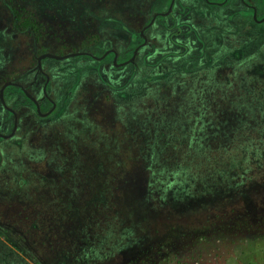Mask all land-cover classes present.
Here are the masks:
<instances>
[{
    "label": "rangeland",
    "instance_id": "374dc122",
    "mask_svg": "<svg viewBox=\"0 0 264 264\" xmlns=\"http://www.w3.org/2000/svg\"><path fill=\"white\" fill-rule=\"evenodd\" d=\"M5 1L34 15L17 19L24 33L16 34V16L0 0V38L18 39L0 42V87L16 72L7 67L12 56L13 65L31 70L21 79L30 90L46 80L31 69L28 45L37 37L41 51L35 53L48 54L42 57L43 68L59 105L51 124L23 114L30 116L24 122L32 135L18 146L16 138L28 130L21 122L18 128L14 118L6 121L7 106L0 103V123L10 124L0 131L5 134L0 137V264H63L60 246L63 240L72 242L68 236L74 229L69 216L93 210L111 193L118 198L117 211L127 215L125 229L131 234L109 264H264V160L235 168L238 176L215 179L216 185L204 192L191 180L193 172L182 176L180 164L169 163L177 167H171V175L167 163L160 164V172L150 170L143 149L150 150L151 141L141 135L147 119L155 126L165 121L188 91L196 97L223 86L217 96L232 102L231 115L223 121L214 116L220 127L216 138L224 143L221 129L226 127L220 123L230 119L228 131L242 139L250 135L254 151L263 153L264 24L239 17L235 23L219 20L218 10L206 0L195 3L197 20H185L187 10L184 19L179 14L177 20L153 21L156 13L167 16L169 0H72L60 8L49 0ZM232 1L239 6L240 0ZM238 6L234 12L241 10ZM9 99L8 106L20 102L14 94ZM213 101L219 102L217 97ZM166 108L171 111L165 113ZM209 130L200 136L192 129L187 133L203 152L192 168L215 155L213 143L199 146L214 134ZM237 148L230 152L238 160L245 148ZM218 149L226 151L225 145ZM162 173L167 174L164 187ZM107 182L110 191H105ZM126 183L147 202L144 220L133 216L130 201H123ZM176 186L192 191L181 196Z\"/></svg>",
    "mask_w": 264,
    "mask_h": 264
},
{
    "label": "trees",
    "instance_id": "16d2710c",
    "mask_svg": "<svg viewBox=\"0 0 264 264\" xmlns=\"http://www.w3.org/2000/svg\"><path fill=\"white\" fill-rule=\"evenodd\" d=\"M41 1L45 2L46 0H37V2ZM49 1L54 2L55 6L60 8L61 4L72 0ZM1 2L6 8L11 9L13 14L18 17V19H23V17H32V15H34L33 12L24 14L27 12V7L23 8V10H25L23 13L20 12L22 9H18L16 6H11L9 2H6L5 0H1ZM227 84H230V82ZM190 89L191 86H189L188 90ZM220 90H223V86L209 90L205 89L202 91V95L197 93L196 97L192 96L193 91H188L186 96L184 95V100L177 104L175 107L176 109H173V111L169 110L171 112H169L167 108L163 109L165 113L169 112L168 114H171L170 116H165V121H160L159 119V121H157V125L155 126V121L151 123V119L146 120V126H144L146 128L141 132V135L144 137L143 139L146 141V143L151 141L150 150H145L146 147L143 149V157L147 159L150 170L160 172V164L167 163L166 167L167 169H170L171 172L168 173L171 175L172 166L170 164H180L179 166L183 168L182 176H187L189 174L188 172H193L191 175V180L194 181L197 186H199L201 191L205 192V190H210L211 187L216 185L215 179L224 180L225 182V180H228L229 178L238 176L234 170L235 168H240L239 166H243L247 169L246 164H253V162L264 160V152L262 153L260 150L254 151V146L256 143L251 141L249 138L250 135L248 136L244 134V136H248V138L244 137L242 139L241 137H243V135L238 136L237 134L229 132L232 127L231 124H233V120L231 121L229 119V121L226 120V122L220 123L221 127H226L221 129L224 132L225 137H227L225 138L224 143L216 138L219 132L216 131V128L218 127H216V125H218L219 122L215 120L214 116L220 117L223 121L225 116H229V113L231 115L230 109L232 106L229 105L232 102L229 104L226 103L228 102V99L223 101L222 97L219 98L217 96L218 91L220 92ZM216 97L218 98L219 102L213 101ZM186 98L189 99V101ZM233 105L235 104L233 103ZM262 108V111H264V104H262ZM152 125L155 127L158 126L157 134L152 130ZM190 129L196 131V136H200L202 132L207 131V129H210L209 131L214 133L208 135L209 137L205 138V140L201 142L199 146L202 147V149L208 148L210 143H213L214 146L212 147H214V149L212 147L210 148L211 151L215 153V155H210L207 157L210 159V161L206 164L203 162L204 159L202 158V163L197 169L192 168V162L198 159V156H200L203 152L201 149L200 151L197 149V145L193 144L192 140L187 134ZM217 130H220V127H218ZM238 132L241 131L239 130ZM177 133L180 135H175ZM181 133L184 134L183 137L181 136ZM193 136H195V134H193ZM185 137H187V139H183L184 142L181 141V139ZM261 143H264V139L262 142H260V145ZM236 144H238V146L233 147V145ZM220 145H225L226 151H223V153L218 152L221 151V149H218ZM242 145H244L245 148L244 155L241 156V159L237 160L230 151H238L236 148L238 147L237 149H239L242 147ZM168 149H171V151ZM208 159L205 161L208 162ZM172 168L176 169L177 167L175 166ZM195 175L196 178L194 179L193 176ZM242 175L244 176L245 174L242 173ZM161 176L163 178L160 181V184L162 186L167 185L168 181L164 180L167 174L162 173ZM196 179L197 182L195 181ZM109 183L110 182L104 183L106 188L105 191H110ZM125 185V188H127L129 191L126 195L122 194L124 195L123 201H130L129 203L132 209L131 211L133 212V216L140 214V219L144 220V216L146 215L142 216V213L148 207L147 202L142 196L137 197L138 195L136 194L138 190L135 185L129 183H126ZM178 188H180V186H176L175 192H181V196H188L190 191H192L191 188L187 190L184 188L182 190ZM113 195L114 194L111 193L109 196H107L105 201H100L102 202L100 205L95 204L93 206V210L85 211L83 209L81 211H77L74 216H69L68 221L71 220V223L74 224L72 227L74 229L68 236L72 242L63 240L62 245L60 246L62 249L60 257L65 259L62 260L63 264H109V262L113 260V257L118 251L120 245H123V243L129 239L128 232L130 234L131 232L130 230L126 231L125 229V220L127 215L121 214L119 211H117V209L120 208L118 205V198L113 197ZM68 208H70L69 205H67L65 208L66 213L68 212ZM105 212H107V217L104 214L101 216L102 213ZM127 241H130V239Z\"/></svg>",
    "mask_w": 264,
    "mask_h": 264
},
{
    "label": "flooded vegetation",
    "instance_id": "af4514ba",
    "mask_svg": "<svg viewBox=\"0 0 264 264\" xmlns=\"http://www.w3.org/2000/svg\"><path fill=\"white\" fill-rule=\"evenodd\" d=\"M184 1L185 2H183V5L181 3L179 4V5H182V6H180V8H181L180 9L179 7H177L179 0H169L167 10L165 11V13H167V16L164 17L163 14H160L161 13L160 12V13H156L150 20L151 21H153V20H177L179 18V14L183 16V19L187 17L185 20H197V17H195L193 11L198 9V8H196V5H197V4H195L196 1H202V0H187V1L184 0ZM204 2H205V0H204ZM206 2L213 9L218 10L217 13L220 16L218 18L219 20H233L235 23L237 21V18L239 17L242 20H251L252 22L253 21L257 22L258 20H260L258 22H262V24H264V0H256L257 4H250V5L247 4L245 2V0H240L239 6H242V7L240 8L241 10L237 9L236 12L233 11V8L234 7L237 8L238 3L233 2L232 0H206ZM246 5H248V7ZM239 6H238V8H239ZM185 11H187V13H185ZM224 11H226V13L231 17H226V15H224V17H222V14H225ZM184 13L187 15L186 17H185ZM177 15H178V18H176ZM17 19H18V17L15 18L14 22H12V26L14 28V31L16 30L15 31L16 34L20 35L21 33H24L23 32L24 27L18 26L19 24L17 23L18 22ZM25 22H26V20H25ZM231 22H229V23H231ZM242 24L243 23H240L239 26L242 27ZM248 25H247V28H249ZM30 28H32V27H30ZM240 29H242V28H240ZM19 32H21V33H19ZM29 32L30 31L28 30V33ZM13 37L9 40L10 41L18 40L16 36H13ZM4 40H6V41H4ZM9 40L7 38H4V37L0 38V42L4 41L3 44L8 43ZM39 43H40V40H39V38L36 37V40L33 43V45H31V44L28 45V49L31 51V55H30L29 59L34 61V64L32 65L33 68H31L32 67L31 65L29 66V68L33 69L34 71H37L42 77H45L46 80H44V82L37 81V83L34 84L33 87H35L34 88L35 92L30 90L29 87H27L21 83V79L23 77L27 76L31 72V70H27V71H24L23 69L20 70L19 69L20 67L16 66V64L13 65V62L16 61V58L14 56H12V58L8 59V61H7L8 62L7 67L11 68L14 72L15 71L16 72L10 74L9 75L10 78L4 80L3 85L0 87V103L3 104L5 107L7 106L6 109H7L8 114L5 117L6 121L8 119H9V121H13V118H14L15 121L18 122V128H19V123L21 122V125L24 123V127L27 129L28 126L24 121H26V120L31 121L30 116H33L34 118H36L38 121L43 123V125L45 123L51 124L54 121L53 115H55L57 113V109H58V105H59L58 104L59 102L54 101L53 98L51 97V94H50L51 93L50 84L52 83L51 82V76L48 75L47 72H45V70L43 68V65L45 64L46 60H42V57L47 56L48 54L44 53V54H42L44 56H41V55H39V54L37 55L35 53V50L40 48ZM16 45H17L16 46V49H17V47L19 46V43H17ZM5 46L8 47L9 45H5ZM9 48L12 49L11 47H9ZM13 50H15V49H13ZM37 51H39V49ZM53 57H55V56H52L51 58H53ZM48 58H50V57H48ZM29 59L27 61L28 64H29ZM20 60H21V63H23L24 57H22ZM19 62L20 61H17V63H19ZM17 69H19L20 71L17 72ZM37 93H42L43 96L38 97ZM12 94H14V96L16 98L20 99V102L12 103V104H10V106H8V103H9L8 101H10L9 98ZM69 94H71V92L68 93V95ZM2 97H3V99H2ZM3 100H5L6 104L3 103ZM49 105L51 106V109L49 112H46ZM43 111H45V112H43ZM50 112H52V113L50 115H47ZM25 113H30V116L24 117L23 114H25ZM22 115H23V118L21 117ZM6 121H4V123H0V125H2V128L0 131H2L5 128H7V129L9 128L10 124L7 123ZM14 128H15V126H14ZM12 129H13V126H12ZM37 129H39V128H37ZM27 130H28L27 134L21 135L20 137H17L16 134L13 135L14 138L17 137L16 138V144L18 146H21V143L24 144V143H29L31 141L30 135H32L31 134L32 130L31 129H27ZM9 135L11 137L12 133H10ZM9 135L7 134L6 137H9ZM2 136H5V134H2L0 132V137H2Z\"/></svg>",
    "mask_w": 264,
    "mask_h": 264
},
{
    "label": "water",
    "instance_id": "95a60500",
    "mask_svg": "<svg viewBox=\"0 0 264 264\" xmlns=\"http://www.w3.org/2000/svg\"><path fill=\"white\" fill-rule=\"evenodd\" d=\"M2 99H3V97H2Z\"/></svg>",
    "mask_w": 264,
    "mask_h": 264
}]
</instances>
